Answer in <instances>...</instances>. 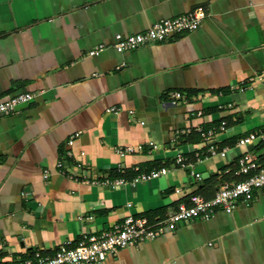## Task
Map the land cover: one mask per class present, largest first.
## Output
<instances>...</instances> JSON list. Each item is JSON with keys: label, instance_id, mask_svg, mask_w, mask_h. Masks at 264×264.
Returning <instances> with one entry per match:
<instances>
[{"label": "crops", "instance_id": "0c3cea01", "mask_svg": "<svg viewBox=\"0 0 264 264\" xmlns=\"http://www.w3.org/2000/svg\"><path fill=\"white\" fill-rule=\"evenodd\" d=\"M195 8L206 13L195 30L123 51L114 46L117 33L145 31ZM173 90L187 100L169 104ZM21 91L33 99L0 116V264L36 250L52 254L66 239L130 214L157 223L190 194L211 198L239 179L243 151L264 161V143L235 145L264 127V0H0V101ZM223 120L213 141L227 155L207 156L197 127ZM69 149L86 178L57 171ZM178 152L202 179L176 164ZM161 166L160 176L132 181ZM119 176L127 182H93ZM81 264H264V191L230 213L219 208L210 219L182 221Z\"/></svg>", "mask_w": 264, "mask_h": 264}, {"label": "built area", "instance_id": "2783aa9c", "mask_svg": "<svg viewBox=\"0 0 264 264\" xmlns=\"http://www.w3.org/2000/svg\"><path fill=\"white\" fill-rule=\"evenodd\" d=\"M205 16L206 13L202 8H195L175 17L155 21L145 31L127 35L117 33L114 46L119 51H123L136 48L144 43L162 41L176 33L197 29ZM103 47V45H99L92 49L91 53H98ZM33 97L32 92L21 91L5 100H1L0 116L17 112L20 104L30 102ZM185 100H187V96L180 90H173L168 93V103L171 105H176ZM197 114H202V111L198 110ZM197 129L201 132L202 141L207 145V156L208 154L211 156L227 155L228 147H221L217 142L213 141V136L217 132L226 129L225 120L221 122L219 127L205 129L202 126H198ZM78 135L79 132H76L68 139L67 142L70 146L73 145ZM258 143H264V127L239 137L235 145L250 146ZM150 145L154 148L157 147V143L153 141H150ZM84 154L85 151L80 152V155ZM201 154L197 153L198 160H201ZM74 156V151L69 149L65 157L57 161V171L69 177L81 178V170H83L84 163L82 160H73L72 157L74 158ZM70 160L73 164L69 162ZM175 162L181 167L190 169L191 175L196 179L200 180L203 178L202 173L196 169L195 162L184 153L178 152ZM119 169L122 172L124 171L121 167ZM166 171L167 168L161 166L150 171L140 172L133 177L132 181L138 182L158 177ZM235 173L244 177L225 182L211 198L199 193L190 194L187 200L179 201L176 208L165 219L157 223L150 224L145 217H136L130 214L123 221L117 222L112 227L101 232H84L76 240L66 239L52 254H45L41 250H36L32 256L20 259L17 264H81L85 261L100 263L109 254L117 253L122 247L154 238L162 234L165 228H176L178 223L182 221L195 218L210 219L219 208L230 213L239 201L249 202L255 197L257 190L264 191V162L249 148L239 155L238 168ZM83 176L82 178H86ZM44 177H48V173H45ZM93 182L116 186L127 182V179L124 176L105 177L104 179L95 178ZM181 190L180 187L176 189L177 192Z\"/></svg>", "mask_w": 264, "mask_h": 264}, {"label": "trees", "instance_id": "16d2710c", "mask_svg": "<svg viewBox=\"0 0 264 264\" xmlns=\"http://www.w3.org/2000/svg\"><path fill=\"white\" fill-rule=\"evenodd\" d=\"M207 128H210V127H207ZM207 128H205V129H207ZM262 160V159H261ZM263 161V160H262ZM264 162V161H263ZM158 168V167H157ZM235 170V169H234ZM234 170L232 171V174H234L233 172H234ZM214 177H216V176H211V178H209L208 179V181H211ZM233 177H240V178H243L244 176H239V175H233ZM212 182H214L213 180H212ZM195 193V192H194Z\"/></svg>", "mask_w": 264, "mask_h": 264}]
</instances>
